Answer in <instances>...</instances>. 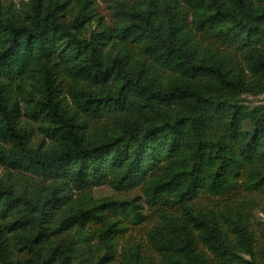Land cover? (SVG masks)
<instances>
[{
  "label": "trees",
  "instance_id": "1",
  "mask_svg": "<svg viewBox=\"0 0 264 264\" xmlns=\"http://www.w3.org/2000/svg\"><path fill=\"white\" fill-rule=\"evenodd\" d=\"M106 1L0 2V264H264V0Z\"/></svg>",
  "mask_w": 264,
  "mask_h": 264
},
{
  "label": "rangeland",
  "instance_id": "2",
  "mask_svg": "<svg viewBox=\"0 0 264 264\" xmlns=\"http://www.w3.org/2000/svg\"><path fill=\"white\" fill-rule=\"evenodd\" d=\"M20 0H0L1 3L4 5H13L17 4ZM99 5V12L106 17V19H110L108 13L111 12V9L109 8V3L106 0H97ZM131 1V0H127ZM245 102L251 105H257L264 102V96H245ZM95 196L96 197H114L118 199H130L134 196H139L138 190L124 192V191H115L109 186H100L95 189ZM252 197L256 200L257 206L255 205H247V208L251 214H253L255 217H260L262 221L264 222V194L258 193L253 194ZM144 229V225H125V229L122 232V238L121 241H134L138 237L142 235Z\"/></svg>",
  "mask_w": 264,
  "mask_h": 264
}]
</instances>
